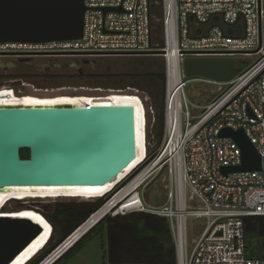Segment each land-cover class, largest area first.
<instances>
[{"label": "built area", "instance_id": "2783aa9c", "mask_svg": "<svg viewBox=\"0 0 264 264\" xmlns=\"http://www.w3.org/2000/svg\"><path fill=\"white\" fill-rule=\"evenodd\" d=\"M84 3L87 9L81 38L0 43V55L139 56L159 52L164 58L163 138L155 142L151 139L148 151L144 148V159L112 192L100 196L105 199L102 205L142 175L135 190L122 198L124 201L133 196V207L122 209L127 201L118 206L116 202L111 216L135 211L164 217L175 244L177 264H264V255H246L244 224L249 216L264 220L263 0H161L160 31L153 23V0ZM119 6L121 11H102ZM168 51L174 52L176 74L173 71L170 75ZM205 55L231 56L237 66L243 67L223 82L184 75V57ZM189 81L195 83L197 95L206 92L192 110L184 89ZM224 127L243 128L262 158L260 171L221 172L223 166L240 163L237 143L219 136ZM162 172L168 180L165 201L147 206L139 188ZM187 216L205 220L191 248L187 245Z\"/></svg>", "mask_w": 264, "mask_h": 264}, {"label": "water", "instance_id": "95a60500", "mask_svg": "<svg viewBox=\"0 0 264 264\" xmlns=\"http://www.w3.org/2000/svg\"><path fill=\"white\" fill-rule=\"evenodd\" d=\"M86 9L84 0H0V43L79 39L83 33ZM114 10L121 11L122 8H102L103 13ZM182 69L186 76L198 75L223 82L231 80L240 67L231 56L205 55L184 57ZM61 93L134 95L145 113L143 147L148 151L151 137L147 103L131 90L94 92L63 88L41 94ZM12 94L21 97L29 93ZM132 116L130 106L0 108V187L12 184L105 185L134 159ZM219 136L229 137L240 149V163L223 166V174L261 170L262 158L243 128L234 130L224 127ZM22 149L28 150V158L21 157ZM89 198L57 196L47 203ZM99 198L96 196L94 199ZM10 207L8 203L3 210L20 208ZM45 208L46 205H42L36 209L44 215ZM40 229V224L28 217L0 215V264H8L39 234ZM60 244L43 259L51 255Z\"/></svg>", "mask_w": 264, "mask_h": 264}, {"label": "rangeland", "instance_id": "374dc122", "mask_svg": "<svg viewBox=\"0 0 264 264\" xmlns=\"http://www.w3.org/2000/svg\"><path fill=\"white\" fill-rule=\"evenodd\" d=\"M154 1V26L160 31L161 19H162V5L161 0ZM264 7V0H263ZM251 58V57H248ZM253 59V57L251 58ZM162 63V66L160 65ZM8 65V67L6 66ZM12 65V66H10ZM74 65V66H72ZM163 70L164 76H166V64L164 58L159 52L149 55H125V56H92V55H73V56H33L28 58L26 61H15V59L7 54L0 55V94H12V92H27L29 94L22 96L30 97H45V96H61V95H72V94H52L42 95L45 91H58L63 88H71L73 90H93L96 91H132L133 94L138 95L140 98L147 103V112L149 113V134L151 139L155 142L163 138V130L161 138H157L156 135V124L159 118L161 109L164 108V97H160V85L156 79L155 82L149 84L147 75H143V79L147 85L137 88L136 86L129 85L130 75L135 73H152V77ZM80 74V75H79ZM166 78V77H165ZM143 81V80H142ZM144 84V83H143ZM185 95L188 100V107L190 110L193 108V104H197L204 96L202 92L197 95V88L194 82L189 81L186 83ZM210 92V90H208ZM79 95V94H78ZM88 96L105 95V96H124V97H135L129 94L119 93H107V94H80ZM165 95V92H164ZM66 97V96H62ZM69 98V97H68ZM208 97H206L207 100ZM42 100L39 98H34ZM123 98H108L101 99L102 102H112L113 100H121ZM205 101V99H203ZM49 101V100H48ZM52 101V100H50ZM111 106H122L119 104ZM23 108V107H22ZM24 109V108H23ZM164 115V112H163ZM133 117V116H132ZM140 133V120L138 122V135ZM140 138V137H139ZM140 140V139H139ZM149 158V157H148ZM132 163L130 162L127 166V171H122L123 177L127 172L132 169ZM120 180V178L118 179ZM117 180V181H118ZM168 180L165 173H160L158 176H152L147 180L140 188L139 191L142 195V199L147 206H159L164 203L165 195L167 193ZM112 186L104 188L109 190ZM97 195L94 194L93 196ZM66 196H83L69 194ZM35 197L27 194H14L10 198H25ZM88 197V196H83ZM81 197V198H83ZM55 198V197H51ZM50 198V199H51ZM49 199V198H44ZM13 199H9L6 203H9L11 207H20L17 209H11V211H19L24 213L28 218L35 221L29 214L31 211L34 216L37 217L38 223L42 225L38 214L29 209V207H23L27 204L36 205L37 208H41L42 205H46L45 213L54 214L55 206L57 202H41L33 201L30 203L22 202H11ZM105 199H78L76 201H59L62 204H79L88 202H99V207L104 203ZM5 203V204H6ZM10 207V208H11ZM98 207V208H99ZM128 213V212H127ZM43 220L46 222L45 230L40 229L39 234L34 238L33 243L28 244L21 253L20 257L15 258L8 264H26L33 259L34 256L38 255L42 250L46 249L56 238L54 231L50 228V224L44 215H41ZM106 215L102 216L105 217ZM108 216H111L109 213ZM101 219V218H100ZM36 222V221H35ZM205 220L203 218H196L193 216L186 217L187 227V245L191 248L192 240L195 239L199 230L204 225ZM64 224V223H63ZM62 224V225H63ZM75 231V230H74ZM60 235H63L64 231L61 230ZM39 238V239H38ZM47 238V239H46ZM37 240V242H36ZM77 241V240H76ZM75 241V242H76ZM31 242V241H30ZM36 242V243H35ZM73 242V243H75ZM253 242V241H252ZM249 245L250 248L253 244ZM72 243V244H73ZM35 244V245H34ZM33 246V247H32ZM32 247V248H31ZM70 246H68L69 248ZM67 248V249H68ZM119 257V255H118ZM30 258V259H29ZM43 259V258H42ZM41 259V260H42ZM43 262V261H42ZM42 262L40 264H42ZM58 264H117L109 261L108 246L106 243V237L104 231L96 234L92 233L91 236L82 240V242L75 247L70 254L64 257ZM118 264H140L132 261H125L124 263Z\"/></svg>", "mask_w": 264, "mask_h": 264}, {"label": "trees", "instance_id": "16d2710c", "mask_svg": "<svg viewBox=\"0 0 264 264\" xmlns=\"http://www.w3.org/2000/svg\"><path fill=\"white\" fill-rule=\"evenodd\" d=\"M215 21H217L216 17L213 19V22ZM160 65L162 66V63H160ZM238 66L243 67L241 64H238ZM143 75H147L150 82L149 84L152 82L154 83L157 77L161 89L160 97L162 99L165 92V76L163 70L155 74V77L151 76L153 75L152 73L142 74L137 72L132 74L130 75L129 85L136 86L137 88L147 85L145 82L147 78L143 79ZM156 127L157 138H161L163 130V108L159 114ZM20 154L21 157L28 158V150L22 149ZM100 204L99 202L79 204H62L57 202L53 215L44 213V217L50 223L54 235L56 234V238L46 249L34 256L27 264H37L55 246L60 244L70 232L94 213ZM244 224L246 233V255L248 257H262L264 255L263 218L260 216L245 217ZM61 230L64 231L63 235L59 233ZM103 231L108 246L109 261L111 263L118 264L130 260L140 264H177L175 244L167 220L155 214L135 211L122 215H107L101 218L64 254L50 264L60 263L64 257L70 254L71 251L82 242L83 239L91 236L94 232L98 234ZM251 242L253 244L252 248L249 247Z\"/></svg>", "mask_w": 264, "mask_h": 264}, {"label": "bare ground", "instance_id": "6f19581e", "mask_svg": "<svg viewBox=\"0 0 264 264\" xmlns=\"http://www.w3.org/2000/svg\"><path fill=\"white\" fill-rule=\"evenodd\" d=\"M169 59H168V68L171 72L174 71V74H176V58L174 55V52L168 51ZM172 55L174 57L172 58ZM66 96V97H62ZM69 97V98H68ZM123 98L121 100H113L112 102H102L99 101L101 99H108V98ZM34 98H39L42 100H37ZM49 100V101H48ZM52 100V101H50ZM122 105V106H130L133 113V125H134V134H135V155L134 159L131 161L132 163V169L127 172L128 174L132 172V170L135 168L137 164H139L143 159L145 155V149L143 147V140H144V123H145V113L143 110V107L140 103V101L136 97H124V96H105V95H96V96H88V95H61V96H45V97H30V96H21L18 97L14 94H6L1 93L0 94V108H42L46 106H59V107H69V106H83V107H92V106H100V107H110L111 105ZM112 107V106H111ZM22 108V109H23ZM140 120V133L138 135V122ZM140 137V138H139ZM140 139V140H139ZM125 167L122 171H127ZM120 172L116 177L112 178L108 183L105 185H25V184H12L7 185L4 187H0V215L1 216H25V214H21V212H14L11 210H3V207L7 205L6 203L9 199H13L11 202H22V203H30L35 201H41L46 202L49 200H53L51 197H57V196H66L69 194H75V195H83L90 197L89 199H94L96 196H103L105 193H108L110 191H113L116 185L120 181H122L127 173L122 176L123 172ZM120 178V180H118ZM118 180V181H117ZM142 181V175L137 176L135 179H133L132 182L127 184L116 196H114L111 200H109L107 203L102 205L99 209L96 210V212L92 213V215L83 222L79 227L75 229L69 235L65 241H63L54 252H52L51 255H49L42 264H50L52 263L57 256H59L63 251L67 250L68 246H71L73 242L78 240L87 230H89L94 224L98 222L100 218L104 215H108L110 211L113 209L114 204L116 203L117 206L127 201L125 205H123L122 209H127L133 207V199L134 197L131 196L127 200L123 201V196H129L132 192V190H135L136 186L140 184ZM112 186L109 190H104V188H108ZM93 196L94 194H96ZM14 194H27L32 195L35 197H25V198H10ZM127 194V195H126ZM81 196V197H83ZM80 198V196H78ZM49 198V199H44ZM51 198V199H50ZM84 198V197H83ZM119 200V202H118ZM6 203V204H5ZM23 207H29L30 210L38 214L40 222H41V228H43V231L45 230L46 222L43 220L42 216L43 214L40 213V211L37 208L36 205L27 204ZM28 214L36 221L37 217L33 215L31 211H28ZM39 239V238H38ZM35 239L31 240L30 243H33ZM37 242V240H36ZM35 242V243H36ZM29 243V244H30ZM35 245V244H34ZM33 247V246H32ZM31 247V248H32ZM24 250V249H23ZM22 250V251H23ZM22 251H20L12 260H14L17 257L21 256ZM11 260V261H12ZM10 261V262H11ZM18 261V260H17ZM16 261V262H17ZM9 262V263H10ZM15 262V263H16ZM14 263V264H15Z\"/></svg>", "mask_w": 264, "mask_h": 264}, {"label": "flooded vegetation", "instance_id": "af4514ba", "mask_svg": "<svg viewBox=\"0 0 264 264\" xmlns=\"http://www.w3.org/2000/svg\"><path fill=\"white\" fill-rule=\"evenodd\" d=\"M9 55H11L14 59H15V61H26L28 58H31L32 56H17V54L16 53H13V52H11V53H9ZM7 67H8V65H6ZM10 66H12V65H10ZM72 66H74V65H72Z\"/></svg>", "mask_w": 264, "mask_h": 264}, {"label": "clouds", "instance_id": "9594fccd", "mask_svg": "<svg viewBox=\"0 0 264 264\" xmlns=\"http://www.w3.org/2000/svg\"><path fill=\"white\" fill-rule=\"evenodd\" d=\"M135 167H136V166H135ZM127 174H128V173H127ZM116 186H117V185H116ZM110 192H112V191H110ZM110 192H108V193H110ZM108 193H105V194H108ZM100 198L102 199V197H100ZM100 198H99V199H100ZM88 200H92V199H88ZM49 224H50V223H49ZM29 259H30V258H29ZM26 261H28V259H27ZM40 261H41V260H40ZM40 261H39V262H40ZM39 262H38V263H39Z\"/></svg>", "mask_w": 264, "mask_h": 264}]
</instances>
